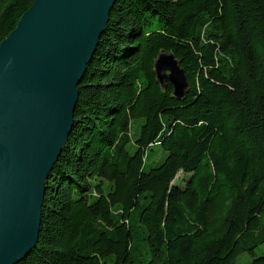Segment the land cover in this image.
I'll list each match as a JSON object with an SVG mask.
<instances>
[{
	"label": "trees",
	"instance_id": "1",
	"mask_svg": "<svg viewBox=\"0 0 264 264\" xmlns=\"http://www.w3.org/2000/svg\"><path fill=\"white\" fill-rule=\"evenodd\" d=\"M32 2L0 0V42ZM77 88L16 264H264V0H116Z\"/></svg>",
	"mask_w": 264,
	"mask_h": 264
},
{
	"label": "water",
	"instance_id": "2",
	"mask_svg": "<svg viewBox=\"0 0 264 264\" xmlns=\"http://www.w3.org/2000/svg\"><path fill=\"white\" fill-rule=\"evenodd\" d=\"M116 0H33L0 42V264L37 244L45 183L73 126L77 85ZM174 98L189 83L172 52L154 62Z\"/></svg>",
	"mask_w": 264,
	"mask_h": 264
},
{
	"label": "rangeland",
	"instance_id": "3",
	"mask_svg": "<svg viewBox=\"0 0 264 264\" xmlns=\"http://www.w3.org/2000/svg\"><path fill=\"white\" fill-rule=\"evenodd\" d=\"M264 252V244L260 245L259 247L255 248V254L254 255H260ZM254 256L249 254L248 252H245L238 256L236 259L237 264H247L251 258Z\"/></svg>",
	"mask_w": 264,
	"mask_h": 264
}]
</instances>
